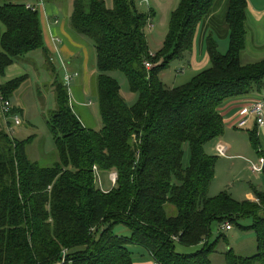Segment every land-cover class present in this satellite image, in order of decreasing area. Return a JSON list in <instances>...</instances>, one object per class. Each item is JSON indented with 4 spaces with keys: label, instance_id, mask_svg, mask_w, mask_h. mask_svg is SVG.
Here are the masks:
<instances>
[{
    "label": "trees",
    "instance_id": "obj_1",
    "mask_svg": "<svg viewBox=\"0 0 264 264\" xmlns=\"http://www.w3.org/2000/svg\"><path fill=\"white\" fill-rule=\"evenodd\" d=\"M137 1L112 0L108 9L104 0H72L70 30L90 40L95 53L90 84L101 119L98 130L85 126L74 111L68 84L79 75L62 79L65 85L53 83L56 109L46 122L57 154L53 166L28 159L25 146L31 137L18 141L0 130V264H134L130 245L159 264H211L223 238L219 234L209 242L212 225L239 227L246 218L252 220L256 253L241 257L228 249L224 261L264 264V195L242 203L226 193L208 198L217 157L204 152L206 144L223 135L222 103L264 87V60L240 61L249 0L228 1L225 54L208 33L209 67L172 89L160 74L175 61L187 62L190 69L198 28L218 0H179L155 53L149 51L144 29L156 13L152 8L141 13ZM37 50L52 64L38 12L24 4L0 5V77ZM61 64L64 78L73 70L66 72L69 62ZM115 72L137 95L133 106L109 76ZM26 78L1 84L0 94L11 102ZM18 111L14 107L11 114ZM255 129L248 131L249 139L264 159ZM105 174H115L116 181L102 190ZM118 226L130 236L116 235ZM177 246L195 251L179 253Z\"/></svg>",
    "mask_w": 264,
    "mask_h": 264
},
{
    "label": "rangeland",
    "instance_id": "obj_2",
    "mask_svg": "<svg viewBox=\"0 0 264 264\" xmlns=\"http://www.w3.org/2000/svg\"><path fill=\"white\" fill-rule=\"evenodd\" d=\"M47 1H53L59 7L58 9L61 11L58 14L59 21H62L63 17H65L63 11L66 7L69 12L72 10V0H39L35 5L38 9L40 22H43L42 9L46 10L44 3L47 4ZM17 2L21 3L22 0H17ZM104 2L108 9H112V0H104ZM178 2L179 0H147V3L144 0L137 1V6L141 13L146 14L149 8H152L156 13L155 18L150 20L144 29L148 48L152 53L160 49L161 42L167 32L170 11L177 6ZM249 4V9L256 12L261 11L262 13L259 14L264 19V0H250ZM172 5L173 8H171ZM82 39L87 42L88 47L86 50L89 52V64L91 68H94L95 53L92 43L84 37ZM218 45L219 52L225 54L227 40L218 41ZM260 57H264V54ZM62 62H65L67 65L68 62L71 63L70 60L66 61L63 58L55 57L52 60V64H49L42 50H37L19 59L13 70L18 71L17 77L27 76V78L14 92L11 97V103L13 102L17 110H19L18 115L21 125L16 127L10 125L11 130L9 131L3 124L0 115V130H5L7 134L18 141H26L31 137L30 142L25 146L26 155L31 162H35L41 167H51L57 162L53 138L47 128L46 122L50 113L56 109L53 83L55 80L61 82L63 79L62 76L65 71L62 67ZM70 65L69 70H66V72L71 71L70 67L73 66ZM181 69H183V72L180 71ZM200 71L195 69L189 70L187 62L175 61L167 70L160 74V79L166 88L172 89L187 83ZM109 76L120 86V94L125 103L128 106H133L137 101V95L130 92L126 77L119 72L110 73ZM10 79L12 80V67L6 72L4 79L3 76L0 78V83L4 84V82ZM68 85L75 113L81 118L85 126L98 130L101 127V119L91 84L87 85L77 78L70 81ZM82 91H85L84 95ZM249 94L257 95L255 101H259L264 97V87L259 93L255 89H252ZM88 103L90 104L88 105ZM235 123L232 121L228 123L224 122L223 135L204 146V152L207 155L217 157L214 177L207 197L214 198L222 193H226L237 203L255 201L257 193L264 195V175L262 173L253 174L250 167L258 164L260 156L257 154V149L255 150L253 147V142H250L251 140L249 139L248 127L250 125L243 130H239L234 127ZM259 135L257 136L258 147L264 151V132ZM219 144L229 148L227 158H220L217 155L215 147ZM183 151V164L187 165L189 161L188 147L184 146ZM101 184L104 187L102 190L108 189L111 183H109L107 174L102 177ZM174 214V212L169 213L170 216ZM239 225V227L230 225L231 229L229 231L224 230L223 225H212V235L209 242H214L219 234L223 238L217 242L215 252L210 256L211 264H226L224 253L228 249H231L234 255L241 257H250L256 253V235L250 230L252 226L251 218L240 221ZM114 233L122 237L130 236L128 230L122 226L116 227ZM128 251L134 264H150L151 261L143 249L130 245ZM176 251L188 254L195 250L177 246Z\"/></svg>",
    "mask_w": 264,
    "mask_h": 264
},
{
    "label": "crops",
    "instance_id": "obj_3",
    "mask_svg": "<svg viewBox=\"0 0 264 264\" xmlns=\"http://www.w3.org/2000/svg\"><path fill=\"white\" fill-rule=\"evenodd\" d=\"M37 1L39 0H22V2L20 3L17 2V0H0V5L4 4L1 2H6L36 6L35 4L37 3ZM144 1H146L147 3V0ZM228 1L229 0H218L200 25V28H198V34L194 49L190 57L189 70H203L209 67L204 49V37H206L208 33L212 34L216 38L217 42L227 40L228 29L225 23V15L228 7ZM44 4L46 6V10L44 11V9H42L43 22H40V25L43 33L45 49L49 57L51 58V60H53L55 57H59L61 59L63 58L66 61L70 60V64H72L70 66H73L70 67L71 70L77 71L79 75L78 78L88 85L90 83L91 76H93V74L95 73V66L94 68H91L89 64V52L86 50L88 47L87 42H85L79 36L75 35L70 30L69 16L71 12H69L66 7L63 11L65 17H63L62 21H59L58 14L61 11L58 9L59 7L55 4V2L47 1V4ZM249 5L246 10L245 23L247 33L245 45L246 48L240 56L242 65H248L264 60V57H260L262 56V54H264V19L261 17V14H259L262 13L261 11L256 12L254 10H250ZM171 8H173V5L171 6ZM55 20L58 21L57 24L54 23ZM54 39H58V43H55ZM11 67L12 80L18 78V71L13 70L15 69L14 67H16L15 63L5 70L3 79L5 78L6 72ZM8 81H11V79ZM1 84L3 83H0V85ZM82 94L84 95L85 91H82ZM256 99L257 95L247 94L224 101L219 108V113L223 118V123H228L230 121L235 123L239 117V115H237L239 110L251 104L252 102H255ZM261 100H264V97H262ZM12 106L16 108V105L13 102ZM249 125L250 126L248 127V130L253 131V129H255L253 124L250 123ZM256 131V135L260 136L259 134H262L264 132V128H257ZM227 149L229 152V148Z\"/></svg>",
    "mask_w": 264,
    "mask_h": 264
},
{
    "label": "built area",
    "instance_id": "obj_4",
    "mask_svg": "<svg viewBox=\"0 0 264 264\" xmlns=\"http://www.w3.org/2000/svg\"><path fill=\"white\" fill-rule=\"evenodd\" d=\"M26 9H29L31 11H37L36 6L26 5ZM55 24L58 23L57 20L54 21ZM55 43H58V39H54ZM78 77V73L76 71L67 72L63 78L64 82H68L72 78ZM14 107L12 106V103L6 99L4 96L0 94V115L3 121V124L8 128V130H11V126L16 127L21 125V121L19 118V115L16 113L11 114V111ZM239 117L238 120L235 123V127L239 130H243L247 126H249L250 123L255 125L257 128H264V100L255 101L251 103L250 105L243 107L239 111ZM215 151L217 155L221 158H226L228 149L223 145H217L215 148ZM264 168V159L260 158L257 165H252L250 167V170L253 174H261L263 172ZM109 180L111 184H114L116 181V175L110 174ZM223 229L226 231H229L231 229L230 225H224ZM66 252H63V257L65 256ZM150 264H159L154 261H151Z\"/></svg>",
    "mask_w": 264,
    "mask_h": 264
}]
</instances>
